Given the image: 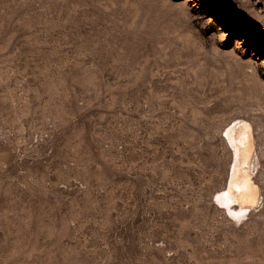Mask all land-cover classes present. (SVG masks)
Instances as JSON below:
<instances>
[{
  "label": "rangeland",
  "instance_id": "rangeland-1",
  "mask_svg": "<svg viewBox=\"0 0 264 264\" xmlns=\"http://www.w3.org/2000/svg\"><path fill=\"white\" fill-rule=\"evenodd\" d=\"M246 22L264 0H0V264H264Z\"/></svg>",
  "mask_w": 264,
  "mask_h": 264
},
{
  "label": "bare ground",
  "instance_id": "bare-ground-1",
  "mask_svg": "<svg viewBox=\"0 0 264 264\" xmlns=\"http://www.w3.org/2000/svg\"><path fill=\"white\" fill-rule=\"evenodd\" d=\"M226 132V131H225ZM230 132V131H229ZM227 134V133H226ZM228 135V134H227ZM248 183V182H247ZM247 186V185H246ZM246 188V187H245ZM251 188V187H250ZM248 193V192H247ZM216 198L219 200V202L221 201V206L223 207H228L229 210L231 211H236V209H233L232 207L234 206V203H232L233 200V196L231 195L230 189L229 190H223L221 193H218V195L216 196ZM226 207V208H227ZM232 212V213H234ZM236 213V212H235Z\"/></svg>",
  "mask_w": 264,
  "mask_h": 264
},
{
  "label": "water",
  "instance_id": "water-1",
  "mask_svg": "<svg viewBox=\"0 0 264 264\" xmlns=\"http://www.w3.org/2000/svg\"><path fill=\"white\" fill-rule=\"evenodd\" d=\"M229 5L232 7V4L231 2H229ZM237 15H239L237 12H236ZM240 16V15H239ZM246 25L249 26L251 29L255 30L256 32L260 33L261 35L264 36V32L262 30H260L259 28H257L254 24H252L251 22H246Z\"/></svg>",
  "mask_w": 264,
  "mask_h": 264
}]
</instances>
